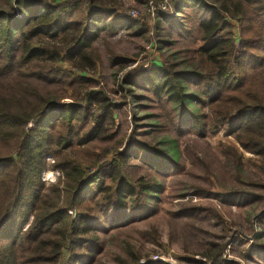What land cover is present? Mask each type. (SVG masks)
Segmentation results:
<instances>
[{"label": "trees", "instance_id": "obj_1", "mask_svg": "<svg viewBox=\"0 0 264 264\" xmlns=\"http://www.w3.org/2000/svg\"><path fill=\"white\" fill-rule=\"evenodd\" d=\"M3 1L0 264H61L65 253L66 264H95L102 251L98 234L106 225L118 229L148 217L153 184L126 171L129 161L138 158L136 150L145 148L133 139L135 131L119 147L110 143L100 153L87 151L115 136L111 130L119 107L110 94L118 90L135 99L136 90L147 88L172 105L180 121L193 120L200 136L222 130L233 138L235 144L222 153L235 169L249 153L264 170V0H172L171 13H157L145 22L155 18V33L161 22L173 24L175 43L181 46L170 54L174 64L154 71L135 67L116 79L119 69L112 91L94 80L89 68L101 63L94 46L101 33L132 23L121 18L114 3ZM82 10L83 21L73 19ZM56 39L60 42L53 43ZM180 52L189 56L180 59ZM189 61L193 64L187 69L182 66ZM63 62L72 70H61ZM122 62L121 56H112L113 66ZM31 64L34 69L27 70ZM191 82L200 83L197 94L188 92ZM49 170L59 177L47 186L42 175ZM231 194L223 197L231 201L238 192ZM225 246L200 263L232 264L223 259ZM139 258L130 251L116 261L142 264Z\"/></svg>", "mask_w": 264, "mask_h": 264}, {"label": "rangeland", "instance_id": "obj_2", "mask_svg": "<svg viewBox=\"0 0 264 264\" xmlns=\"http://www.w3.org/2000/svg\"><path fill=\"white\" fill-rule=\"evenodd\" d=\"M101 1L107 7L114 3L123 16L121 18L132 23L122 29L101 33L100 40L94 44L101 63L89 68L94 80L101 82L107 91H112L116 86L113 73L119 69L116 79L135 67L154 71L164 64H174L170 54L177 53L181 46L175 43L177 36L172 34L173 24L161 22L155 33V18L146 23L130 16L133 12L143 18L146 4L152 0ZM4 7L6 3L0 0V8ZM18 14L16 11V16ZM85 16L86 11L82 10L74 13L73 19L82 22ZM180 20L185 22L183 15ZM141 22L148 25L141 27ZM59 42L53 40V43ZM113 55L121 56L124 62L113 66ZM185 56L189 55L180 52L178 58ZM79 59L76 57L75 63ZM192 64L189 61L182 66L187 69ZM34 67L31 64L27 70ZM58 67L72 70L67 62L58 64ZM56 85L63 86L62 83ZM188 87L189 93L197 94L201 89L199 82H191ZM125 96L122 90L110 94L112 102L119 107L114 112L111 130L115 136L89 146L87 151L100 153L110 143L119 147L120 142L127 141L129 134L135 131L133 139L145 148L143 152L136 150L138 158L129 161L126 171L133 179L150 181L154 196L150 199L146 219L118 229L104 224V230L98 234L102 251L95 264H117L116 258L126 257L130 251L140 257L142 264L156 260L164 264H201L205 261L204 255L223 244H226L223 259L232 264H264V170L261 160L243 153L242 166L235 169L222 153L226 146L235 142L222 130L200 136L193 120L180 121L174 107L165 103L163 98L157 99L147 88L136 90L135 99ZM205 111L209 115L210 111ZM133 116L136 117V128L132 126ZM169 141L174 145L171 146ZM47 163L52 164V158H47ZM58 177L57 172L49 170L43 173L42 180L48 186ZM234 192L238 194L231 201L223 197ZM105 222L109 223V220ZM66 260L65 253L61 264H66Z\"/></svg>", "mask_w": 264, "mask_h": 264}, {"label": "built area", "instance_id": "obj_3", "mask_svg": "<svg viewBox=\"0 0 264 264\" xmlns=\"http://www.w3.org/2000/svg\"><path fill=\"white\" fill-rule=\"evenodd\" d=\"M171 1L172 0H152L151 2L149 1L150 3L147 2L146 4V15L143 18L138 17V15L133 12L130 16L134 20H145L146 18L154 17L157 13H171Z\"/></svg>", "mask_w": 264, "mask_h": 264}, {"label": "crops", "instance_id": "obj_4", "mask_svg": "<svg viewBox=\"0 0 264 264\" xmlns=\"http://www.w3.org/2000/svg\"><path fill=\"white\" fill-rule=\"evenodd\" d=\"M245 155H249V154H246V153H245ZM249 156H250V155H249Z\"/></svg>", "mask_w": 264, "mask_h": 264}]
</instances>
